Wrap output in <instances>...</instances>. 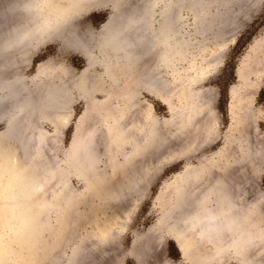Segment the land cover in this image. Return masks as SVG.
<instances>
[{
	"label": "rangeland",
	"instance_id": "obj_1",
	"mask_svg": "<svg viewBox=\"0 0 264 264\" xmlns=\"http://www.w3.org/2000/svg\"><path fill=\"white\" fill-rule=\"evenodd\" d=\"M97 1L74 18V35L60 31L35 45L21 73V97L47 85L38 64L45 74L57 75L50 83L65 87L59 95L60 119L34 116L31 135H25L23 120L13 127L9 122L11 97L0 101V264H246L229 248L213 254L205 240L194 242L188 259L178 247L188 234L176 209L189 213L203 191L198 205L208 201L217 211L212 188L218 176L233 180L237 202L250 204L253 246L246 256L250 264H264V100L259 97L264 88V0H202L204 8L195 12L180 6L176 22L188 42L182 58H175L171 69L155 65L153 71L143 65L144 73L119 71L113 77L101 65L103 54L91 51L97 61L85 69L86 59L76 49L84 37L92 44L112 12ZM10 21L11 1L0 0V27H11ZM1 63L0 76L7 78L11 61ZM145 84L154 85L155 94L146 92ZM128 95L135 107L125 123L129 134L120 142L105 112L122 108ZM75 128L82 133L81 154L99 158L88 178L72 170ZM40 130L47 138L42 154L33 146ZM25 136L33 140L28 138L23 148ZM138 146L142 150L136 156ZM57 178L65 181L61 205L54 201ZM19 182L28 188L27 199L12 195ZM33 182L41 184L38 191L32 190ZM3 194L11 198L2 199ZM9 201L10 210L5 207ZM173 218L180 221L170 228ZM170 242L178 250L176 259L169 256Z\"/></svg>",
	"mask_w": 264,
	"mask_h": 264
},
{
	"label": "bare ground",
	"instance_id": "obj_2",
	"mask_svg": "<svg viewBox=\"0 0 264 264\" xmlns=\"http://www.w3.org/2000/svg\"><path fill=\"white\" fill-rule=\"evenodd\" d=\"M10 1H11V21H10L11 27L8 25L7 26L10 27L9 29H7L8 27L5 29L1 28L2 26L0 27L1 30H3L0 31V63L3 60L4 61L1 64H4V62L6 61H11V73H10L11 75L7 76V78H4V76L3 77L0 76V101L3 98L11 97L12 105H11V116L9 118V122L13 127L16 123L21 122V120H23L22 126L24 128L23 129L24 133L25 135L28 134L30 136L31 134L29 133L31 132V130H33V124L31 123V120L33 119L34 116H36L38 119L49 122L50 121L53 122L55 118L60 119L59 118L60 113H62L63 111L61 109L63 103L59 102L60 101L59 95L61 93L63 95V89H65V87L62 84L50 83L52 77L53 76L55 77L57 75L45 74V72H43L42 70V65L38 64L36 70L41 75L44 73V75L42 76H44L45 80L48 81L47 85L46 84L42 86L40 85V89H38L40 94L38 93L33 95V93L32 94L29 93V95L25 97H21V93L23 89L22 82L24 80L21 73L29 64L30 56L32 54L31 50H33L32 48L35 45L42 44L48 37H51L53 33L55 35V33L64 31V33L68 34V36L69 34L74 35L75 34L74 31H76L75 28L72 26L74 18L88 11L91 7L95 6L97 0L96 1L95 0H10ZM99 1H97L98 4L100 3ZM102 1L107 3L108 6H110L112 12L108 16L106 22L102 24V26H100L97 35L92 37V44L89 45V42L87 40L90 37L88 38L84 37L81 38V40L78 39V45L76 46V49L86 59L85 69L90 68L97 61L92 56L91 51L95 50L98 52V54H103L101 65L104 68V71L108 75L110 74L111 77H113L119 71L129 72L132 70H136V71L139 70V72L144 73L146 65L149 66L153 71L155 65H158L160 67L162 66L166 69H171L174 59L177 57L182 58L183 54L186 51V47L188 43L186 40L181 38L179 33V27L176 22L179 16L178 15V9H180L179 7L183 5L185 7L191 8V10H193L194 12L201 11L204 8V4L202 0H141V2L144 1L141 4L140 2L138 3L136 0H133V2L132 0H102ZM5 6L6 5L4 4L3 7ZM196 16H201V15L196 14ZM5 22L7 23L8 21ZM4 54H6L7 57L4 56ZM8 55L11 56V60H7L9 58ZM143 65H145L144 66L145 68L143 67ZM136 71H134L135 72L134 75H136ZM153 81H154V77L152 78V82ZM82 82L84 83L83 80ZM146 82H148V80H146ZM84 85L86 86L87 84L84 83L83 88ZM153 86L149 88L145 84L144 85L145 91L150 94H155L154 93L155 89ZM133 103L134 101L128 95L126 99H124V101L122 102V108L111 110L110 107L109 111L105 112L106 121L110 125L108 126L112 129V131L115 132L120 142L125 140V138H127L125 136L129 134L126 133L129 132L128 131L129 128L125 125V123L128 121V117H130L131 112L133 111V107H135V105L133 106ZM200 114L202 113L200 112ZM83 117L84 115L82 114L80 116L79 121H81ZM155 122L156 119L153 118L152 123L150 124L149 142L152 145L155 143L154 142L155 126H156ZM54 124L55 123H53V125ZM137 129L140 128L137 127ZM80 130L81 129L79 128L74 129L72 140L70 142L72 144L71 145L72 149L74 148L73 151L76 154V157L75 154L72 157L73 158L72 160H74L72 165V170L75 172L78 171L80 175H83V177L87 176L88 178L90 177L91 173L94 174L95 171L94 168H96L97 165L99 164V158L98 155L89 152L90 150L88 151L89 152L88 154L87 152H83V154H81L82 152L80 151L82 150L81 149L82 141L79 142L80 141L79 137L82 136L81 135L82 133L79 134ZM178 130H181V128ZM178 130H176L177 135H178L177 132ZM13 132H11V135L13 134ZM180 133L181 132H179V134ZM2 135L5 136V133ZM29 136H25L24 141H22L21 139L22 141L21 145L23 146V148L26 147L25 145H27L30 142L28 140ZM36 138L39 140V142L37 144L36 141L37 139L36 140L34 139V141H36L35 142L36 144L33 145L34 151L38 154H42L45 149V146H47L46 134L42 130H40L38 131ZM150 146H148V148ZM83 149L85 148L83 147ZM140 150L142 149H140V147L138 146V150L136 151V156L140 154ZM79 152L80 154L78 155ZM135 164L136 162L134 163V165ZM138 164H140V162ZM123 165L121 166L123 167ZM222 178L218 176V178L216 177V179H213L214 188H212V197H214L216 202L218 203L219 209L217 211L213 210V208L208 204V201L207 204L204 205V207L203 206L201 207L202 200L204 199L203 191L202 192L200 191L199 195H197L195 192V194L198 196L197 197L198 204L200 203L201 205H198L196 202L195 203L193 202L194 205L197 204L194 207V205H192L191 203L190 204L191 207L188 210L189 213L187 214L183 213L184 215L178 212L180 211L179 209H176V216L177 217L180 216L179 218H181L182 220L181 223L184 224V228H185L184 232H187L188 234V236L185 237L186 241L180 242L178 247H180V250L182 252V257L188 259L190 257L189 253L194 246V242H196V240L199 241L202 240V242L205 240L203 243L206 242L205 244L208 246V248L211 247L213 249V252L219 250L221 251L226 248H229L232 251H234L236 254H238L246 264H250L252 262V260H250L251 257H248L249 255L246 256V252L248 251L250 252V248L252 249L253 246L252 245L253 237L251 231V224L253 218H252V213L250 211V204H248V206H245L244 201H240V203L237 202L234 192L232 191L233 188L232 186L234 185L233 180H229L227 182L225 181V178L227 177H225L224 179ZM96 182H100V181L98 180ZM191 182L194 183L193 181ZM187 183L189 184V182ZM227 183H229V187L231 188V191H229V187H227L228 186ZM34 184L35 185H32L33 191H35V188L37 190L41 187L40 183L38 184L34 183ZM182 184L184 185L185 183ZM64 185H65V181L61 180L60 178L59 179L57 178L56 186H55L56 188H54L55 189L54 201L58 202V204L60 205H61V201L63 200ZM4 187L6 186L4 185L3 188ZM21 187H22L21 184L16 185V188L18 189H16L14 193L12 192L13 193L12 195L16 197L17 194H20V197L18 196L17 198L20 199L21 196H23L22 199H27L28 198L27 196L29 195L27 192L28 188L25 187L21 188ZM12 188L13 187L11 186V190H13ZM97 188L98 187H96V189ZM209 188L211 189V187ZM207 190L205 192H207ZM2 192L4 191L2 190ZM97 192L99 193L101 191H97ZM189 192H191V190ZM109 194L110 193L108 192V196H111ZM10 198L11 197L9 196H4V194L2 195V199L8 200ZM194 198H192V200ZM5 207L11 209V202L9 201ZM177 219L178 218L176 219L173 218L172 221H169L170 223L168 224V226L171 228L172 226L176 225V223L180 221V220L177 221ZM37 223L38 221H36L35 224ZM46 223L47 222H45V224ZM32 226H34V222ZM33 228H34L33 231H36L37 233L36 227ZM215 252L213 254H215Z\"/></svg>",
	"mask_w": 264,
	"mask_h": 264
},
{
	"label": "trees",
	"instance_id": "obj_3",
	"mask_svg": "<svg viewBox=\"0 0 264 264\" xmlns=\"http://www.w3.org/2000/svg\"><path fill=\"white\" fill-rule=\"evenodd\" d=\"M259 97H260V100H264V88L260 90ZM169 246H170L169 251H168L169 256L175 259L178 258L179 253H178L176 246L173 244V242H170Z\"/></svg>",
	"mask_w": 264,
	"mask_h": 264
},
{
	"label": "water",
	"instance_id": "obj_4",
	"mask_svg": "<svg viewBox=\"0 0 264 264\" xmlns=\"http://www.w3.org/2000/svg\"><path fill=\"white\" fill-rule=\"evenodd\" d=\"M110 14H108V16H109ZM108 18V17H107ZM107 20V19H106ZM105 22V21H104Z\"/></svg>",
	"mask_w": 264,
	"mask_h": 264
}]
</instances>
